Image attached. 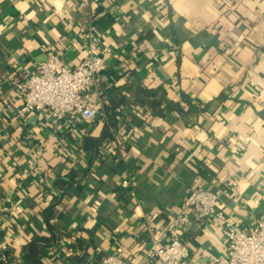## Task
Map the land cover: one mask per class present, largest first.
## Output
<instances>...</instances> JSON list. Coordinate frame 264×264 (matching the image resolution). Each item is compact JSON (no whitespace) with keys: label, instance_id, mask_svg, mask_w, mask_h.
Listing matches in <instances>:
<instances>
[{"label":"crops","instance_id":"obj_1","mask_svg":"<svg viewBox=\"0 0 264 264\" xmlns=\"http://www.w3.org/2000/svg\"><path fill=\"white\" fill-rule=\"evenodd\" d=\"M89 25L101 34L96 51L105 60L91 91L100 114L75 139L66 123L18 117L20 99L0 81V247H9L12 264L34 235L51 234L54 204L61 215L49 222L70 234H55L45 264H86L97 253L158 264L148 252L172 234L188 249L181 264H210L225 249L214 220L186 216L165 227L198 186L217 192L224 216L264 220V0H0V79L30 74L50 50L77 64ZM130 83L161 86L173 101L185 91L208 107L198 116H156ZM117 95L106 154L92 157L83 138L100 135L102 104ZM71 170L78 175L68 186L54 184ZM60 187L64 200L51 204ZM77 236L93 243L78 245Z\"/></svg>","mask_w":264,"mask_h":264},{"label":"built area","instance_id":"obj_2","mask_svg":"<svg viewBox=\"0 0 264 264\" xmlns=\"http://www.w3.org/2000/svg\"><path fill=\"white\" fill-rule=\"evenodd\" d=\"M100 35L93 25L88 26L84 32L89 42L86 54L75 65L65 63L50 50L47 59L37 63L30 74L24 77L8 74L5 79H0L3 83H11L20 99L17 116L22 118L38 113L45 123L55 128L66 123L69 138L75 139L80 130L78 126L89 123L100 114L91 97L92 89L98 86L97 74L105 68V60L96 51ZM126 183L127 180L122 181V184ZM217 203L218 194L214 189L191 188L180 203V212L167 222L165 229H174L186 216L214 220L225 238V249L213 256L210 264H264V220L250 219L243 225L224 216ZM148 255L158 264H181L188 256V249L177 235L172 234L165 241L157 242ZM96 264L136 263L115 254H106Z\"/></svg>","mask_w":264,"mask_h":264},{"label":"trees","instance_id":"obj_3","mask_svg":"<svg viewBox=\"0 0 264 264\" xmlns=\"http://www.w3.org/2000/svg\"><path fill=\"white\" fill-rule=\"evenodd\" d=\"M127 88L135 89L138 93L137 98H135L138 104L146 105L149 108L150 113L156 116H164L167 112H172L184 117H188L190 115L198 116L200 113L205 112L208 107V103L200 106H195L191 97L185 91H180L179 101H173L166 98L165 89L161 86L155 88H147L140 85H132V83H130L127 85ZM226 97L227 96L223 92H220L216 97V100H218V102H222ZM122 98L123 96L121 97L120 95H117L110 101H104L102 104L103 114L100 116V118L98 117V119H101L103 121V128L100 135L98 137H93L90 135L84 136L82 147L92 157H98L106 154V151L104 147H102L101 142L105 139H112V132L110 131V128H114L117 124L113 111L120 102L119 100H121ZM260 114L264 116V112H261ZM76 175H78L77 172L72 170L69 171V174H67V176H61L57 174L54 180V184L56 186H68L72 182V180H74V177ZM201 175L203 174L201 173ZM64 188L66 187H60L59 189H56L51 204L55 202L57 198H60L61 201L64 200L66 192V189ZM54 206L55 205L52 204V207L50 209L49 206L46 207L44 209V212L46 213V211L49 209L47 218L48 228L51 232H54L56 234V238L58 240L60 235H68L70 234V231L58 232V230H56V228L49 222L51 218L61 215V213H56ZM75 241L78 245L86 242V246L87 244H91L92 242L90 241V239L85 241L81 236H77L75 238ZM51 242V234L34 235L28 242L23 244L21 248L20 255L22 254L28 262L21 259L20 256H16L14 258L15 261L13 260L12 264H45L43 262V256L45 254V251L49 247L47 246V244H51ZM9 254V247H0V264H9L10 260L12 261L13 257L9 256ZM101 255V253L95 254V260L86 264H96L101 258Z\"/></svg>","mask_w":264,"mask_h":264},{"label":"water","instance_id":"obj_4","mask_svg":"<svg viewBox=\"0 0 264 264\" xmlns=\"http://www.w3.org/2000/svg\"><path fill=\"white\" fill-rule=\"evenodd\" d=\"M51 235H52V243L51 244H47V246H51L52 244L55 243V233L54 232H51ZM20 257H21V259L27 261L22 254L20 255Z\"/></svg>","mask_w":264,"mask_h":264}]
</instances>
